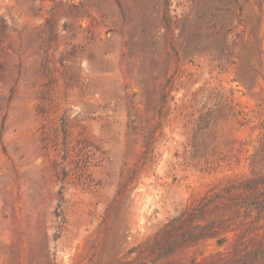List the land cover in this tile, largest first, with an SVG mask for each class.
Returning <instances> with one entry per match:
<instances>
[{
  "label": "rangeland",
  "instance_id": "rangeland-1",
  "mask_svg": "<svg viewBox=\"0 0 264 264\" xmlns=\"http://www.w3.org/2000/svg\"><path fill=\"white\" fill-rule=\"evenodd\" d=\"M161 12L0 0V264H264V0Z\"/></svg>",
  "mask_w": 264,
  "mask_h": 264
},
{
  "label": "trees",
  "instance_id": "trees-1",
  "mask_svg": "<svg viewBox=\"0 0 264 264\" xmlns=\"http://www.w3.org/2000/svg\"><path fill=\"white\" fill-rule=\"evenodd\" d=\"M236 1V0H234ZM168 10H169V0H162V12H161V21L163 24L167 25L170 21L169 18V14H168ZM212 27L214 28L213 33L218 35L221 32H228L229 31V27H227L226 25H219L218 27H216L215 24H212ZM264 205V202H263Z\"/></svg>",
  "mask_w": 264,
  "mask_h": 264
}]
</instances>
